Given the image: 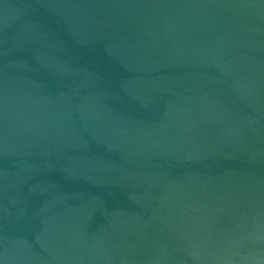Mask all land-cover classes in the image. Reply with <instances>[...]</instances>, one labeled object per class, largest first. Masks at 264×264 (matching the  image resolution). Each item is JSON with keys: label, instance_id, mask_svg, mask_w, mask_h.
I'll return each instance as SVG.
<instances>
[{"label": "water", "instance_id": "obj_1", "mask_svg": "<svg viewBox=\"0 0 264 264\" xmlns=\"http://www.w3.org/2000/svg\"><path fill=\"white\" fill-rule=\"evenodd\" d=\"M0 264H264V0H0Z\"/></svg>", "mask_w": 264, "mask_h": 264}]
</instances>
